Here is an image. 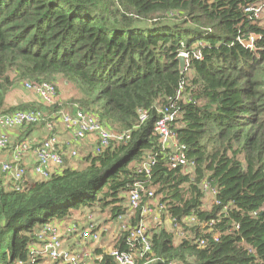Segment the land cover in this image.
Instances as JSON below:
<instances>
[{"label":"trees","instance_id":"obj_1","mask_svg":"<svg viewBox=\"0 0 264 264\" xmlns=\"http://www.w3.org/2000/svg\"><path fill=\"white\" fill-rule=\"evenodd\" d=\"M262 1L0 0V114L33 110L48 120L76 103L107 128L130 131L77 165L63 151L48 177L1 186L0 264L27 260L42 227L67 223L76 210L115 222L139 180L154 188L172 223H154L152 250L137 264H264V26L245 11ZM180 53L190 77L179 71ZM58 76L79 97L5 105L15 83ZM170 107L177 112L170 128L192 173L168 166L154 130L159 109ZM139 110L148 112L141 124ZM148 156L146 175L138 168ZM203 179L216 191L208 206ZM137 219L138 212L127 223ZM126 236L119 229L114 246L128 250ZM96 253L93 264H117Z\"/></svg>","mask_w":264,"mask_h":264},{"label":"built area","instance_id":"obj_2","mask_svg":"<svg viewBox=\"0 0 264 264\" xmlns=\"http://www.w3.org/2000/svg\"><path fill=\"white\" fill-rule=\"evenodd\" d=\"M245 11L252 12L256 19L261 18V13L264 12V0L261 3L248 6ZM184 55L187 57L185 53ZM23 84L27 90L36 95L42 104L58 103L55 82H32L26 79ZM176 115L177 112L173 107L159 109V117L155 122L154 130L159 134L161 150L166 156L168 166L178 168L184 173H192L194 171L193 162L188 159L184 145L178 142L170 128ZM147 118V110L138 111L140 124ZM42 122H44L42 126L46 130V136L40 140L23 136L17 141H12L7 133L10 128L22 131L32 124ZM58 124L71 132L72 137L77 141H82L89 135L94 136L93 152L104 150L111 141H126L130 136L129 130L117 132L109 129L99 121L96 114L78 108V106H75L71 111L61 110L57 114H50L48 120L44 118L41 111L18 109L2 113L0 114V150L8 149V155L6 158L0 159V188L2 185L10 184L11 187L19 189L20 183L24 181L27 174L32 173L33 178H46L51 173V166L55 169L62 166L63 150L57 136ZM27 154L32 156L30 169L24 162V157ZM69 154L72 157L78 155L73 149ZM153 162L154 157L148 156L143 160L138 170L149 175V169ZM6 177L9 180L5 184L3 178ZM201 185L212 197L216 194L215 189L210 187L206 179L201 181ZM142 197L147 198V201L143 202ZM214 200L217 202L216 199ZM126 202L127 210L115 219L116 228L113 229L104 222V219L99 221L94 218L92 213H87L81 222L73 221L68 225L63 223L64 226L59 225V222L46 223L38 232L39 244H33L30 247L29 258L16 260L11 264H42L43 260L64 264H93L102 256L101 253H96L97 249L112 257L117 264H137L138 260L143 259L152 250L148 220L156 223L165 219L168 226L171 225L172 220L166 212V206L154 198V188L151 185H145L143 180L136 181L126 192ZM136 212H138V219L135 224L127 223V219L133 217ZM119 229L127 231L128 250H121L114 246ZM106 232H112L113 237L100 245ZM177 235L181 236L182 232L179 231ZM200 243L203 244L204 241ZM149 261L152 260L148 259L146 263ZM163 264L175 263L168 261Z\"/></svg>","mask_w":264,"mask_h":264},{"label":"rangeland","instance_id":"obj_3","mask_svg":"<svg viewBox=\"0 0 264 264\" xmlns=\"http://www.w3.org/2000/svg\"><path fill=\"white\" fill-rule=\"evenodd\" d=\"M262 15H261V18H262V21H261V25L262 26H264V12L263 13H261ZM251 39H253V36H252V38ZM252 40H249V42H251ZM248 45H250V44H248ZM184 54V53H183ZM185 70H187V65H186V67H185ZM184 70V71H185ZM186 74H187V76H191L192 75V71L189 69V70H187V72H186ZM58 80H60L61 82H64L65 84L64 85H66V84H68V82L66 81V80H64L62 77H58V79H57V81ZM57 81L55 82V84H56V86L58 85V83H57ZM62 89V88H61ZM27 91H29V90H27L26 88H25V86H24V84H23V82H20V83H15L9 90H8V92L6 93V97H7V101H8V103H10V102H14L15 104H13V106H15V105H17V104H20V103H25V102H30V100H26L25 98H24V96H25V94L27 93ZM57 91H58V98H59V88H58V86H57ZM183 95H185L184 96V98L186 97V94L185 93H183ZM64 96H65V99L64 100H61L62 102H66L67 100H69V99H71V98H77V97H79V94L77 93V91L75 90V88L69 83V85H66V87H65V90H64ZM68 98V99H67ZM59 101V100H58ZM60 104H61V102H60ZM75 106H77L76 105V103L74 104V105H71V108H73V107H75ZM66 107H64V109H65ZM61 111V110H60ZM59 111V112H60ZM59 112H57V113H59ZM56 113V114H57ZM44 134H45V132H44ZM46 136V135H45ZM76 146H78L77 144H75L73 147H70V148H68L67 149V152H70L72 149L73 150H75L77 153H78V155L76 156V158L75 159H72L73 160V163H74V165H77L78 164V162H79V159H80V156H82V154L84 155L85 153L84 152H82V150H80L78 147H76ZM7 153H8V149H4V150H0V159H2V157L6 154L7 155ZM5 155V156H6ZM4 158V157H3ZM30 177V176H29ZM32 177V176H31ZM33 179V178H28L27 177V175L24 177V179ZM208 194V193H207ZM209 196V197H208ZM208 196H207V198H206V205L208 206V205H210L211 204V196H210V194H208ZM76 214L74 215V217L71 219V221H66L67 223H66V225H68L69 223H71V222H73V221H77V222H81L82 221V219L84 218V215L82 214V212H80V211H74ZM80 212V213H79ZM93 215H94V218H96L97 220H101V219H103V218H105L106 217V219H107V214L105 213V212H97V211H95V212H93L92 213ZM149 221V223H148V225H149V232L151 233V228L154 226V223L153 222H151L150 221V219L148 220ZM56 222H59L58 220L56 221ZM167 223V222H166ZM63 223H60L59 222V225H62ZM107 224L111 227V229H113V228H116L115 226H116V223L114 222V221H108L107 222ZM164 226H166L165 225V222L163 221V223H162ZM62 226H64V225H62ZM109 227V228H110ZM104 237V240L102 239L101 240V244L100 245H102V242H104V243H106L108 240H111V238L113 237V233L112 232H110V233H107L106 232V234L105 235H103ZM175 237H177L178 238V235L176 234L175 235Z\"/></svg>","mask_w":264,"mask_h":264},{"label":"crops","instance_id":"obj_4","mask_svg":"<svg viewBox=\"0 0 264 264\" xmlns=\"http://www.w3.org/2000/svg\"><path fill=\"white\" fill-rule=\"evenodd\" d=\"M58 77H61V76H58ZM58 77H57V79H58ZM57 79H56V81H57ZM57 83H58L57 86L59 88V98H58V100H59L58 103H59V102H62L61 100L65 99L64 90H65L66 85H69V82H68V84L64 85L65 84L64 82H61L60 80H58ZM24 98L26 100H30V102H34L35 101L37 103H41L38 100V98L36 97V95L33 92H30V91H27V93L25 94ZM13 104H15V103L14 102L8 103L7 97H5V105L7 107L13 106ZM73 108H71V106H67V108H65L63 110L64 111H71V110H73ZM30 129L31 130L28 132L27 136L31 137V138H33L35 140H40V139L44 138L45 135H46V130L44 129V127L42 125H35L34 127L30 128ZM21 132L22 131H19V130H16V129H12V128L7 130V133L10 135V138H11L12 141H17L18 138L21 136ZM44 132H45V134H44ZM57 136H58L59 144H60L62 150L66 153V155L68 154L67 149L70 148V147H73L75 144H77L78 146H76V147H78L84 153L92 150V147H93V144H94V140H95L94 136L89 135L86 139H84L82 141H77V140H75L72 137L71 132H68L67 130H65L60 124L57 125ZM5 155L3 156L4 158L7 157L8 153H7L6 156ZM3 157H2V159H3ZM71 161L73 162L72 158L69 160V162H71ZM24 162L26 163V165H28L29 169L32 167V156H31V154H27L24 157ZM27 177L28 178H33L32 173L27 174ZM8 180L9 179L7 177L3 178V181H4L5 184H6V182H8ZM166 225L168 226V224H166Z\"/></svg>","mask_w":264,"mask_h":264},{"label":"water","instance_id":"obj_5","mask_svg":"<svg viewBox=\"0 0 264 264\" xmlns=\"http://www.w3.org/2000/svg\"><path fill=\"white\" fill-rule=\"evenodd\" d=\"M177 60L179 61V71L183 72L185 70V67L187 65L186 57L183 53H180L177 56Z\"/></svg>","mask_w":264,"mask_h":264}]
</instances>
